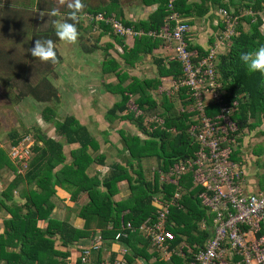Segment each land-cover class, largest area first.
<instances>
[{
    "label": "trees",
    "instance_id": "trees-1",
    "mask_svg": "<svg viewBox=\"0 0 264 264\" xmlns=\"http://www.w3.org/2000/svg\"><path fill=\"white\" fill-rule=\"evenodd\" d=\"M141 2L144 5L156 4L146 19L136 22L123 20L118 11L115 17H120L123 25L133 30L140 29L143 33L157 30L171 11L167 7V0H141ZM263 3L264 0H252L244 5L251 11H249L250 15L243 17L249 25L248 30H243L236 22V34L230 38L226 51L216 57V71L224 90V100L236 101V110L232 113L237 128L236 142L240 141L239 134L242 130L250 131L264 124V74L250 73L239 59L241 52H254L264 45V34L258 29L264 18ZM228 4H232L230 0ZM228 4L222 0H174L172 10L181 18L201 17L211 7H222L227 10ZM231 14L235 15L236 9H233ZM250 19L254 20L250 23ZM187 23L190 24V21ZM100 26L103 32L111 33L109 26L103 23H100ZM217 27H221V23ZM112 38L118 45L114 51L120 53V50L121 59L128 65L150 54L161 42L158 38L142 34L133 37L131 45L126 46L123 37L113 34ZM108 46L111 47L112 43H107L105 48ZM188 48H195L199 56L205 54V50L200 45L189 43ZM104 55L105 58L100 62L101 72L112 73L116 77V83H106L104 88L119 97L106 109L104 118L109 123L126 120L137 128L139 134H127L118 129L122 142L121 151L125 154V158L123 163H110L107 173L102 177L97 173L88 175L86 172L92 162L102 164L104 155L99 153L93 157L87 152L88 148L97 150V141L86 126L80 124L74 116L67 115L59 121H53L56 134L64 143L51 137L36 135L35 138L40 144L33 143L31 149L33 156L28 161L23 174L16 173L0 192V208L8 214V217L2 219L0 264H68L66 260L68 251L56 249L55 241L61 246H66L78 238L93 236L96 232L101 237L102 243L108 244L113 242V236L119 230L121 223L126 222L131 228L125 229V236L116 241L128 249V254L123 256L125 264H132L135 258L147 261L150 256L153 257L150 264H186L210 235V216L205 213L197 197L200 188L190 187V176L185 175L179 181L182 186L178 199L180 207H169L166 224L174 235L169 241V249L173 250L181 242L185 244L181 246V255L173 251L164 260L155 250L151 249V252H148L150 248L148 241L137 228L146 218L151 220L155 218V208L151 205L152 197L161 190L164 193L163 198H167L173 192V185L159 181V172H165L173 162L191 156L197 147L186 132L193 112L181 110L177 114H172V104L163 95L161 123L146 126L143 122V114L153 111L156 106V101L149 90L160 84L161 77L168 76L174 80L180 78L179 62L154 56L151 59L155 69L154 77L141 78L136 75L129 77L125 69L118 70V61L107 53ZM127 77L129 81L123 83ZM185 91L184 87H179L177 90L178 99L183 107L189 106L192 101L190 97L184 99ZM130 95L136 96L134 99L136 110L129 111L126 108L125 104ZM216 112L215 105L208 106L205 110L208 115ZM42 114L46 121L54 117V112L48 107H44ZM103 132L106 134L105 130ZM11 135L10 144L14 145L19 139ZM73 143L77 146L70 149V161L65 163L62 146ZM239 147L238 144L230 155L231 159L238 160L235 153ZM152 156L159 164L157 172L154 170L149 180L144 177L140 160ZM58 164L60 167L53 171ZM1 166L14 171L7 156L0 149V168ZM122 180L127 184L128 196L113 200L112 195L117 192L116 183ZM20 182L28 185L32 183L33 187L21 189L18 200H15L11 193ZM255 185L264 193V175L257 177ZM55 186L66 191L70 201L75 200L80 193L85 195L86 201L80 205L77 203L76 210V216L83 220L81 228L72 226L66 218L59 219L51 215L54 207L53 199L56 197ZM38 220H42L44 226H37ZM201 222H203L202 227ZM99 250H90L84 261L80 260L79 255L73 264H99L101 262ZM112 257L113 254L110 260Z\"/></svg>",
    "mask_w": 264,
    "mask_h": 264
},
{
    "label": "rangeland",
    "instance_id": "rangeland-1",
    "mask_svg": "<svg viewBox=\"0 0 264 264\" xmlns=\"http://www.w3.org/2000/svg\"><path fill=\"white\" fill-rule=\"evenodd\" d=\"M222 1L228 4L229 0ZM230 1H232V4H228L227 10L232 12L233 8L236 9V14L233 15L235 21L243 30H248L249 25L243 17L251 13L244 5L251 2V0ZM216 9L217 8L213 11L215 12ZM214 14L212 16L216 18ZM259 14L262 17V13L260 12ZM194 18L196 24L193 22V25H195L196 28L199 25V27H201V33L206 36L205 31L208 29V20L201 22L200 17L197 19L196 17ZM253 20L254 19H250V23ZM52 28L53 29H49L47 38L53 40L55 45L58 44L55 48L57 54L56 63L43 62L38 58L32 57L30 52L25 50L22 51L23 45L25 46L26 44L19 34H15V40L16 42L19 41L18 47L21 49L18 48L17 50H13L3 47L2 42L6 37H11V30H14V28L0 25V149L4 152L5 156H7L14 168L13 171L11 168L1 166L0 192L16 173L23 174L26 168H24V165L26 164L27 166L28 161L31 156H33V151L31 150L33 143L36 142L40 144L35 138L36 135L40 134L44 137H51L64 143L63 139L56 134L53 121H59L67 115L74 116L80 124L85 125L89 133L97 141V150L88 148L87 152L93 157L99 153L105 156L102 164L92 162L89 167H87L86 172L88 175L97 173L102 177V175L107 173L110 163L123 162L125 154L120 153L122 142L119 138L118 129H121L123 133L127 134H139L137 128L126 120L109 123L104 118L103 112H105V109L108 108L113 101L115 102L118 100L119 97L117 94H112L104 88L106 83H116L115 75L112 73L103 74L98 65H100L102 59L105 58V53L110 56V54L115 55L118 52L114 50L110 53L107 52V48L104 47L105 43L99 42L101 40L98 39L99 37H97L96 34H87V30L84 28H81L84 30L79 34L75 46L73 48L69 47V43L58 39L55 34V27ZM258 29L264 34V18ZM197 30L198 29H195L193 33ZM96 40L99 44H95ZM78 46L80 48H78ZM227 47L228 46L225 45L224 49L217 48V55L224 53ZM82 52H84L86 56L83 55L84 57H82ZM152 52H155V50ZM152 52L150 55L142 56L141 60L143 62L139 64L137 70L130 69L128 71L129 77L130 75H138L141 78L145 76L146 78L154 77L152 73L153 68L151 69V65L149 64H152L151 59L155 55H162V52L160 50L157 52L159 54H152ZM168 53V55L167 53L163 54L162 57L164 59H168L169 56L171 57L172 52L170 51ZM119 54L120 53L117 55ZM83 58L86 59V61ZM119 58L116 59L119 63L118 70L123 71L128 68V65ZM129 77H127L123 83L128 82ZM171 82V79L167 81L163 80L156 88L149 90L150 95L156 101V106L153 111L143 114V122H145L146 126L159 125L163 95L168 99V102L172 104V114H177L181 112V109L185 108L182 106L180 99H178V89L172 87ZM134 99L135 96L130 95L126 101L125 105L129 111L136 110ZM44 107H48L54 112L52 120L46 121L42 117V110ZM103 130H105L107 134H104ZM10 134H12L11 136H13V138L19 139L14 145L15 150L11 149ZM239 136L240 141L234 143L236 147L238 144L240 145L238 150H236L235 156L238 158L237 162L243 167V171L251 183V181H256L259 175H264V124H260L250 131L244 129ZM26 139L28 140L26 141ZM72 145L64 146L63 144L62 153L66 155L69 149L76 147ZM14 151H16L14 154V156L16 155L15 157L12 156ZM23 153H25V156H23ZM19 156H23L24 159L22 158L20 160ZM158 164L159 162L153 156L140 160V165L144 170V177L146 179L150 180L152 178L154 170L157 172ZM54 170L56 169L54 168L53 171ZM130 174H132V172H130ZM132 176H134V174H132ZM117 186L118 195L113 196L115 199H119V194L125 195L128 191L127 184L124 181L118 182ZM32 187V183L28 185L24 182H20L16 185L14 190H12L11 195L13 199L18 200V193L21 189L26 190ZM55 191L56 196H61V194L57 192L59 191L57 188H55ZM73 208L76 210L77 207ZM4 215L5 212L0 208V220L4 218ZM58 216L56 211L55 217ZM200 226L202 227L203 224L200 223ZM88 242L89 241H87L86 244H88ZM102 245L103 243L101 246ZM183 245H185L184 242H181L177 246L181 247ZM103 252L102 250V253ZM155 252L159 254L157 251Z\"/></svg>",
    "mask_w": 264,
    "mask_h": 264
},
{
    "label": "built area",
    "instance_id": "built-area-1",
    "mask_svg": "<svg viewBox=\"0 0 264 264\" xmlns=\"http://www.w3.org/2000/svg\"><path fill=\"white\" fill-rule=\"evenodd\" d=\"M173 1L167 0V7L171 11L163 25L145 33L126 27L113 14L97 12L89 16L90 20L109 26L116 36L146 34L160 39L161 43L165 42L163 44L172 52L168 60H177L181 68V77L171 79V86L177 89L184 87V99L190 97L192 100L189 106L181 110L193 112L186 132L197 147L191 156L179 159L165 172H159V181L173 185V192L163 198L161 190L152 197L155 218H146L137 229L161 258L167 259L173 251L181 255V247L176 246L173 250L168 247L174 235L166 224L169 207H180L178 199L182 186L179 181L189 175L190 187L200 188L197 193L199 204L210 216V235L186 264H264V193L256 188L255 181H251L252 184L249 182L243 167L230 157L236 149L237 128L232 118L236 101L224 100V90L216 71L217 48L224 49L236 34L235 17L225 8L216 9L215 15L221 27L217 28L213 42L203 48L205 54L199 56L195 48H188L191 27L172 10ZM211 105L216 106L217 112L208 115L205 110ZM14 145L11 146L12 150H15ZM23 156H19V159H24ZM130 228L128 222L121 223L112 241L124 237L125 229ZM101 243L99 234L91 236L88 245L80 248V260L84 261L89 251L98 249ZM99 264L118 263L105 260Z\"/></svg>",
    "mask_w": 264,
    "mask_h": 264
},
{
    "label": "crops",
    "instance_id": "crops-1",
    "mask_svg": "<svg viewBox=\"0 0 264 264\" xmlns=\"http://www.w3.org/2000/svg\"><path fill=\"white\" fill-rule=\"evenodd\" d=\"M69 2H70V0H63V3L61 2V0H0V25L7 26V27L10 26L11 28H14V30H11V37H9V36L6 37L5 40L2 42L3 47L10 48L13 50H17L19 48L18 47L19 41L16 42L15 34H19V35H21V38L24 41V43L26 45H28V46L25 45L26 47L23 45V48L22 49L19 48V49H21L22 51L25 50V51L29 52L28 49H30L33 46V41H35L36 39H41V40L48 39L47 35H48L49 29H53L52 27H55V29H56L57 25L60 22L67 21L69 23H72L73 21L70 20L68 15H67L69 12L67 4ZM82 3L85 4V8L83 9V11L81 13H79V22L76 24L77 29L79 31V34L81 33V31L83 32V30L85 29L88 32L87 34H90V35L96 34L97 37H99L98 39L101 40L99 42H104L105 45L107 43H112L111 47H109V46L107 47V52H109V53L118 47V45L116 44V42H114V40L112 38L113 34H111L110 32H103L101 30L100 22L98 23V22H95L93 20H90L89 16H91L92 14H95L97 12H102L105 14H113L115 16V15H117V11H118V13H120V15H121L120 17L123 20L136 22L137 20L146 19L147 15L150 12H152L154 10V8L156 7V4L144 5L141 2V0H82ZM231 3H232V1H231ZM53 8H58L61 15H59V16L47 15V13ZM215 8H218V7L209 8V10L203 16L200 17L201 22H205V20H208V22H209L207 25L208 29L205 31L206 36H204L203 33H201V27H199V25L197 26V28L195 25H193V22L196 24V22L194 21V19H195L194 17H196V16L182 18V19H185L186 21H190L189 25L191 27V30H190V38H191L190 42L191 43L200 45L202 48H205L206 46L210 45L213 42L215 32L218 28L217 25L221 23V22H219L218 17L214 14L215 12L213 10ZM106 10L108 13H106ZM248 11H250V10H248ZM41 13H44V15L41 16ZM213 14L216 16V18L214 16H212ZM120 17H118V18H120ZM197 18L198 17H196V19ZM214 23H216L217 25ZM126 27H129V26H126ZM81 28H84V29H81ZM195 29H198V30L195 33H193V31H195ZM138 30H140V29H137L135 31H138ZM50 33H52V32H50ZM133 37H136V36H133ZM133 37L132 36L123 37V41L126 44V46L131 45ZM209 39H211V41ZM14 43H16V44H14ZM96 43L99 44L97 40L95 41V44ZM57 45L58 44L55 45V48L57 47ZM105 45H104V47H105ZM74 46H75V44H70L69 47L73 48ZM78 48H80V47L78 46ZM154 50L156 53L152 52ZM158 50H160L162 52V55H155V57H157V56L162 57L163 54L167 53V55H168L169 54L168 52H170V48H168L166 44H163V42L162 43L160 42V44L156 48H154L151 52H152V54H159V53H157ZM119 52L121 53L120 50H119ZM150 54H147V55H150ZM83 55H85L84 52L81 53L82 57H84ZM110 56L116 60L117 58L120 57V54L119 55H117V54L111 55L110 54ZM168 58H170V56ZM84 60L86 61V59H84ZM139 60H141V59H138L137 60L138 62H134L131 65L126 64V65H128V68H126L125 71H126L128 76H129L128 71L130 69H134V70L136 69L137 70L139 64L143 62L142 60L141 61H139ZM149 65H151L150 66L151 69L153 68L152 73L154 76L155 69H154L152 64H149ZM98 66H100V65H98ZM105 74H108V73H105ZM136 76H138V75H136ZM143 78H146V76ZM170 79L171 78L168 76L161 77L160 83H161V81L163 82V80L167 81ZM133 96H135V95H133ZM106 109H105V111H106ZM104 113L105 112H103V114ZM106 134H107V132H106ZM66 145L71 146L72 144H66ZM66 145L64 144V146H66ZM73 145L77 146L76 143H73ZM120 150H121V148H120ZM69 151H70V149L66 152V155L63 153L65 163H68L70 161ZM120 153H122V151H120ZM103 159H105V156ZM119 163H123V162H119ZM133 163H135V162H133ZM59 167H60V164L56 165L55 169H58ZM117 183H116V186H117ZM55 188H57L59 190L57 192H59V194H61V196L60 195L56 196V191H55L56 197L53 199L54 207L51 211V215L53 217H55V214L57 211L59 216L56 218H59V219H63V218L65 219L66 218L72 226H74L76 228H81L83 220L76 216V210L78 208L77 203H79V205H80L81 203L86 201L85 195L83 193L82 194L80 193L75 200L70 201L69 195L66 191H64L63 189H61L58 186H55ZM128 193H129V190L127 191V193L125 195L119 194V196H120L119 199L126 198L128 196ZM115 195H118V186H117V192L114 195H112L113 200H118V199H115L113 197ZM73 207H75V208L77 207L76 210ZM6 217H8V214L5 212L4 218H6ZM37 226H39V227L44 226V222L42 220H38ZM1 231H2V220H0V233H1ZM94 234H97V233L95 232V233H93V235ZM90 237L91 236L84 237V238H78L76 241L71 242V243L67 244L66 246H61L58 241H55V248L59 249V250H63V251L67 250L68 256L66 257V260H67L68 264H73L75 262V260L77 259V257L80 255V248L86 247L88 245V244H86V242L89 241ZM101 244H100V246H101ZM98 249H100L99 251L101 254L100 255L101 256V262L108 260L109 262H117L118 264H125V260H124L123 256H124V254H128V249H127V247L123 246L119 242H110L108 244H105V242H104L103 245L101 246V248L99 247ZM102 250L104 251L103 253H102ZM148 252L149 253L151 252V248H148ZM111 254H113L112 260H110ZM152 260H153L152 256H150V258L147 261H141L140 259L135 258V259H133L132 264H150Z\"/></svg>",
    "mask_w": 264,
    "mask_h": 264
},
{
    "label": "clouds",
    "instance_id": "clouds-1",
    "mask_svg": "<svg viewBox=\"0 0 264 264\" xmlns=\"http://www.w3.org/2000/svg\"><path fill=\"white\" fill-rule=\"evenodd\" d=\"M61 2L63 3V0H61ZM67 7L69 9L67 15L73 22H60L56 27L55 34L59 40L69 44H75L79 37V31L76 24L79 22V13L85 8V4L82 3V0H70ZM43 15L44 13H41V16ZM47 15L59 16L61 13L58 8H53L47 13ZM28 51L32 57L38 58L43 62H57L55 42L51 39H36L33 41V46L28 49ZM239 59L250 73L260 72L261 74H264V45H261L254 52H241Z\"/></svg>",
    "mask_w": 264,
    "mask_h": 264
}]
</instances>
